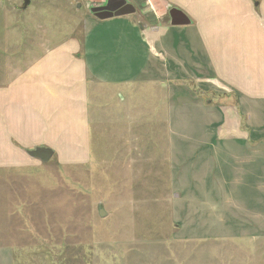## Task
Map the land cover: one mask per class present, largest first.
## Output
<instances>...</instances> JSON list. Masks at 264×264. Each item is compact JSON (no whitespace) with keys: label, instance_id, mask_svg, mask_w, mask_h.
Returning a JSON list of instances; mask_svg holds the SVG:
<instances>
[{"label":"rangeland","instance_id":"374dc122","mask_svg":"<svg viewBox=\"0 0 264 264\" xmlns=\"http://www.w3.org/2000/svg\"><path fill=\"white\" fill-rule=\"evenodd\" d=\"M98 2L32 0L24 9V0H0V82L15 78L64 41L74 38L88 45L84 36L93 17L90 9L104 0ZM128 2L136 6L131 17L141 25L159 21L164 6L158 1ZM105 23L93 21L96 43L102 48L90 44L84 50L92 70L103 78H112L106 69L114 70L136 79L133 84L146 78L130 71L142 69L150 58L141 56L150 57V50L138 48L129 56L114 45L105 52ZM122 55L124 61L114 58ZM197 67L179 64L174 72L179 80L186 79L179 83L180 99L191 101L188 92L198 91L207 104L211 102L204 108L207 112L195 109L186 120L195 138L220 137L222 107L229 100L223 94L205 95L210 88L195 87ZM122 69L125 73H119ZM117 85L104 82L91 89V162L62 165L54 156L38 167L0 173V264H264V240L235 236L234 227L219 229L214 224L220 216L213 207L220 200L213 183L217 178L211 177L212 172L208 178L200 177L208 168L213 170V162L204 167L198 163L196 172L199 157L190 165L183 162L182 169L192 166L188 170L192 175L176 177L171 185L169 165L161 161L162 148L147 155L136 139L143 130L133 123L138 97L128 100L141 86L124 90V99ZM242 112L251 120L252 130L264 136V104ZM191 115L196 122L191 123ZM150 132L146 129L142 137ZM166 151L171 158L170 145ZM180 169L175 165V175ZM203 182H208L209 193ZM194 194L205 204L190 201ZM101 207L105 217L99 215Z\"/></svg>","mask_w":264,"mask_h":264},{"label":"crops","instance_id":"0c3cea01","mask_svg":"<svg viewBox=\"0 0 264 264\" xmlns=\"http://www.w3.org/2000/svg\"><path fill=\"white\" fill-rule=\"evenodd\" d=\"M156 1L164 6L158 22L141 25L131 17L137 12L132 3L136 12L129 16L99 20L92 14L84 36L89 38L88 45L74 38L64 41L15 78L0 82V173L41 166L40 160L29 156L36 148L51 150V159L55 156L62 165L91 162V89L104 82L117 83L124 98V90L140 85L128 101L138 97L133 108L135 121L131 120L143 129L136 139L148 150L147 155L162 148L161 161L169 165L171 185L176 177L192 175L188 172L192 166L182 167L192 164L195 157L199 158L194 172L198 163L204 167L213 162V170L206 167L200 177L208 178L212 172L211 177L217 178L213 183L220 200L213 207L220 216L214 224L219 229L234 227L235 236L264 240V136L262 131L252 130L251 120L242 112L264 104V0ZM171 9L182 11L190 24L172 25ZM93 21H106L105 52L117 45L116 49L129 56L138 48L150 50V57L141 56L146 61L150 58L142 69L130 71L146 78L133 84L136 79L114 70L106 69V76L112 78L92 70L84 50L90 44L102 48L96 43ZM125 56L114 58L124 61ZM188 63L198 66L200 72L193 80L195 87L210 88L205 95L223 94L229 100L222 107L220 137L215 135V139L195 138L194 128L186 120L193 110L207 112L204 108L211 104L198 91H187L191 101L179 98V83L186 79L179 80L174 72L179 64ZM193 119L191 115V123L196 122ZM148 128L149 137H142ZM169 145L171 158L166 151ZM175 165L181 166L176 175ZM202 184L209 193L208 182ZM192 200L205 204L196 194Z\"/></svg>","mask_w":264,"mask_h":264},{"label":"water","instance_id":"95a60500","mask_svg":"<svg viewBox=\"0 0 264 264\" xmlns=\"http://www.w3.org/2000/svg\"><path fill=\"white\" fill-rule=\"evenodd\" d=\"M32 0H24V9L29 7ZM80 7V5H78ZM91 13L99 20H107L113 17L129 16L136 12L134 5L128 2V0H104V4L90 9ZM170 16L172 19V25L184 26L189 25L190 20L188 17L178 9H171ZM53 152L47 148H36L29 152V156L33 159L40 160L42 163H46L51 160ZM99 215L105 217L106 211L101 207L99 208Z\"/></svg>","mask_w":264,"mask_h":264}]
</instances>
